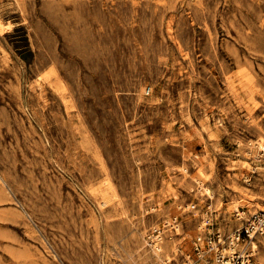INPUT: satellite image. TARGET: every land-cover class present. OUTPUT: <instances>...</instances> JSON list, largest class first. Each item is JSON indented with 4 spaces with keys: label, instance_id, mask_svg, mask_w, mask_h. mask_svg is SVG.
<instances>
[{
    "label": "rangeland",
    "instance_id": "obj_1",
    "mask_svg": "<svg viewBox=\"0 0 264 264\" xmlns=\"http://www.w3.org/2000/svg\"><path fill=\"white\" fill-rule=\"evenodd\" d=\"M261 144L264 0H0V264L207 248L264 210Z\"/></svg>",
    "mask_w": 264,
    "mask_h": 264
},
{
    "label": "built area",
    "instance_id": "obj_2",
    "mask_svg": "<svg viewBox=\"0 0 264 264\" xmlns=\"http://www.w3.org/2000/svg\"><path fill=\"white\" fill-rule=\"evenodd\" d=\"M159 233V229H154L148 240L158 242ZM259 234L264 236V210L251 214L241 228L235 230L229 237H222L219 232L214 239L210 237L206 242L207 248L205 244H200L201 236H198L191 249L182 252L179 260L172 264H201L203 260L210 262L211 257L214 264H254L252 261L254 249L247 244L252 236ZM240 242L243 245L238 248Z\"/></svg>",
    "mask_w": 264,
    "mask_h": 264
},
{
    "label": "bare ground",
    "instance_id": "obj_3",
    "mask_svg": "<svg viewBox=\"0 0 264 264\" xmlns=\"http://www.w3.org/2000/svg\"><path fill=\"white\" fill-rule=\"evenodd\" d=\"M261 151H264V144H261ZM204 187V186H203ZM205 188V187H204ZM206 189V188H205ZM207 190V189H206ZM260 235V234H259ZM257 235H255V236H252V238L249 240L250 241V244H251V246H253L254 247V249L256 248L257 249V247H258V245H256L255 244V242H254V238L256 237ZM260 236H262V235H260ZM157 239H159V237L157 238ZM150 242V245H151V247H152V250L155 252V253H158L159 252V250H161V246L159 245V243H154V241H149Z\"/></svg>",
    "mask_w": 264,
    "mask_h": 264
}]
</instances>
